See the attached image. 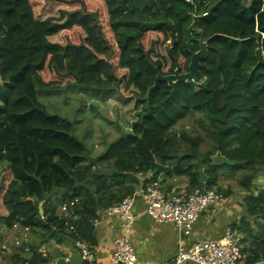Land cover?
Returning <instances> with one entry per match:
<instances>
[{"label": "trees", "instance_id": "obj_1", "mask_svg": "<svg viewBox=\"0 0 264 264\" xmlns=\"http://www.w3.org/2000/svg\"><path fill=\"white\" fill-rule=\"evenodd\" d=\"M34 1L0 0V169L10 175L4 186L0 174V239L13 227L34 239L10 264H47L38 249L52 237L94 245L99 213L139 187L156 183L168 193L170 178L186 177V192L228 196L219 179L237 174L252 220L230 229L241 235L243 264H264V185L253 189L254 169H264V0H99L111 44L82 0L45 18L35 16ZM75 27L81 43L56 41ZM200 37V81L153 85L176 62L187 70ZM69 86L134 100L128 131L93 158L72 123L38 98ZM194 112L209 139L204 151L199 135L173 131Z\"/></svg>", "mask_w": 264, "mask_h": 264}, {"label": "rangeland", "instance_id": "obj_2", "mask_svg": "<svg viewBox=\"0 0 264 264\" xmlns=\"http://www.w3.org/2000/svg\"><path fill=\"white\" fill-rule=\"evenodd\" d=\"M78 0H35L33 2L34 14L38 18H45L52 15H58L60 10L66 9ZM85 4V9L88 12L95 13L99 24L102 27L103 33L107 41L113 43L112 33L107 25V14L103 3L99 0H82ZM247 2V0H243ZM83 39L82 31L75 27L64 31L56 38L57 42L63 43H81ZM152 39V36L146 41V44ZM111 92L97 90L90 87H76L69 86L55 91L39 90L38 98L45 105L48 112L59 115L60 117L72 123V134L80 141L85 143L87 148L88 158H93L95 155L102 152L113 139L120 136L122 133L128 131L130 119L134 116V100L125 96L132 97L128 93ZM201 114L194 112L181 122H179L173 129L174 133L183 131L186 135H199L202 138L200 143V150L204 151L209 145V139L203 125L199 122ZM216 155V154H214ZM213 157L215 158L216 156ZM250 171V169H247ZM257 172L255 182H261L264 185V169H254ZM2 181L5 184L8 182L10 175L6 166L0 169ZM238 174L235 177L223 175L219 179V183L223 189L230 191L232 195L237 198H242L245 194L242 186L238 183ZM4 186L1 188L4 189ZM257 189V186L253 188ZM0 190V191H1ZM216 190V189H214ZM196 191V190H195ZM194 192V191H193ZM0 196V213H4ZM19 228V227H16ZM4 230V229H3ZM15 235L10 237L14 241V237L18 234H23L22 228L15 230ZM9 231L5 232L8 234ZM29 232V231H28ZM5 234V235H7ZM14 245V244H12ZM9 246L8 250L1 255L4 263H12L10 254L13 252V247L21 248L23 245L18 240L14 246ZM8 247V245L6 246Z\"/></svg>", "mask_w": 264, "mask_h": 264}, {"label": "crops", "instance_id": "obj_3", "mask_svg": "<svg viewBox=\"0 0 264 264\" xmlns=\"http://www.w3.org/2000/svg\"><path fill=\"white\" fill-rule=\"evenodd\" d=\"M171 191L185 190L187 187L186 177L170 178ZM257 189L262 186L261 182H255ZM141 187L135 191L133 199V224L130 228H122L117 219L112 216H106L102 212L94 222L96 243L88 244L92 254V261L83 260L79 249L75 246V242L64 241L58 243L55 238H49L41 244L39 251L48 258L47 264H114L111 256L114 251V238L118 235H126L129 243L135 253L137 259L141 262H160L170 260L179 247H189L192 243L205 238H218L224 235L227 229H230L232 223H238L242 217H247V209L244 196L237 198L229 194L223 196V199L214 205L204 208L197 220L194 222L191 232L184 234L179 226L172 222H157L153 220L146 212V205L139 193ZM256 189V190H257ZM255 190V191H256ZM254 191V192H255ZM168 192V193H170ZM15 230L19 228L1 229L0 239V264H4L1 255L8 250L9 246L20 241L23 245L25 242L34 241L29 232L22 229L23 234L27 232L26 237L16 235L14 241L10 239L15 235ZM231 230V229H230ZM8 232L5 233V232ZM238 234L241 238V235ZM7 234V235H5ZM8 245V247H6ZM12 245V246H14ZM27 248L13 247V252L26 256ZM241 258L239 264H243ZM185 264H196L194 262H186Z\"/></svg>", "mask_w": 264, "mask_h": 264}, {"label": "built area", "instance_id": "obj_4", "mask_svg": "<svg viewBox=\"0 0 264 264\" xmlns=\"http://www.w3.org/2000/svg\"><path fill=\"white\" fill-rule=\"evenodd\" d=\"M139 193L146 205L147 214L157 222H172L179 226L184 234L191 232L194 222L201 211L223 199V195L214 189L185 190L167 193L151 183L141 188ZM135 193L125 197L119 203L102 210L106 216L115 217L119 225L128 229L133 224V199ZM25 230L28 231L27 228ZM83 260L92 261L93 254L87 243L76 241ZM242 258L240 237L227 229L223 236L205 238L192 243L189 247H179L174 256L167 261L141 262L137 259L126 235L114 238V251L111 261L114 264H239Z\"/></svg>", "mask_w": 264, "mask_h": 264}, {"label": "water", "instance_id": "obj_5", "mask_svg": "<svg viewBox=\"0 0 264 264\" xmlns=\"http://www.w3.org/2000/svg\"><path fill=\"white\" fill-rule=\"evenodd\" d=\"M206 56H207L206 44L202 40V37H200L199 38V48L197 51L191 53L190 60L187 66V70L184 72H181L180 66L176 62L175 68L172 73L167 74V75H161L158 72H156L153 85L158 80L165 81L170 86H175L176 84L183 82V81H187V80L200 81L201 76L199 73V64H200V61L205 59ZM261 178L264 179V177L262 176Z\"/></svg>", "mask_w": 264, "mask_h": 264}]
</instances>
